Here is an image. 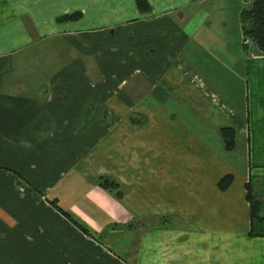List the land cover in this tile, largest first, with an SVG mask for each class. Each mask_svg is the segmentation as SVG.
Wrapping results in <instances>:
<instances>
[{"label":"crops","instance_id":"1","mask_svg":"<svg viewBox=\"0 0 264 264\" xmlns=\"http://www.w3.org/2000/svg\"><path fill=\"white\" fill-rule=\"evenodd\" d=\"M148 2L144 13L136 0H0V229L20 228L12 219L38 190L91 235L67 220L52 238L61 247L33 236L44 248L27 254L21 233L2 239L12 264H264L248 199H264V56L204 28L238 17L244 41L253 0Z\"/></svg>","mask_w":264,"mask_h":264},{"label":"rangeland","instance_id":"2","mask_svg":"<svg viewBox=\"0 0 264 264\" xmlns=\"http://www.w3.org/2000/svg\"><path fill=\"white\" fill-rule=\"evenodd\" d=\"M146 1H147L148 5L150 6L148 0H146ZM219 1H221V0H219ZM251 1L252 0H250V2ZM224 3L225 2H223L221 4H224ZM246 7H248L247 4H245L244 8H246ZM226 8H227V5H225L223 7H221L219 5V7L217 9H218L219 12H222V11L226 12V10H225ZM150 9H151V6H150ZM72 15H80V16H79L78 19L68 20L67 22H74V21L80 20L81 17H82V12H80V11L72 12V13H69L68 15H66V16H72ZM211 23H213L212 26H210L211 24L208 23V24H206L204 26V28H211V27L216 28L217 27V28L224 29V30L228 31V37L221 38V39H224V40L227 41V45H228L229 50H231L233 52H237L239 48L241 49V47L244 46V41L241 40L240 34H239L240 29H239L238 17H235V19H234V17L228 18V20L224 21V22L223 21H217L216 18H213ZM240 40H241V42H240ZM241 43H242V46H241ZM245 54H246V52H245ZM198 69L196 71H197V73L200 76L207 77V78L212 77L213 79H215V76L211 72L212 71L211 69L201 68L200 66L198 67ZM207 70H210V71H207ZM129 119L132 122H134L135 124H137V125L146 123V118L140 117V116H132V117H129ZM100 178H106V179H110L112 181L117 182L113 178H109L107 176H100L96 180V183H97V185L99 187H101L99 185ZM19 184H22V185H20V188H21L22 192L25 191L24 189H27V187H31L33 189V191L36 190V188L33 186V184L31 182H29L28 180H26L25 178H23V177H20ZM120 190L121 189L115 190V191H110V190H106V191L114 192L116 197L119 200H121V198H119ZM33 194L35 195V199H34L35 200V204L33 205V208H30V210H28L27 212L24 211L21 208L20 213H15V215L20 220H17L16 218L12 219L13 221H16V223H19V221H20V224L22 223L20 228L15 230V231L8 230V229H4V230L0 229V231L3 233V235L0 234V235H2V237L0 236L1 237L0 241L2 239H4V241L6 242V239L9 238L10 240L7 241L8 243H14L12 237L14 235L17 236V235H19L21 233L22 234L21 235V239L23 240L22 247L24 248V251H25L26 254L29 252L30 247L31 248H33L34 246L36 248L38 247V251H39V249L43 250V248H44L43 247L44 243L43 244L42 243H38L39 245L38 244L36 245L35 243H33L34 242L32 240L34 238L33 236H37L38 239H43V238H49L50 237V239H51L50 241H52L54 248H56L57 246H58L57 248L61 247V245H57V243L55 242V239H52V238H55L57 236V234H58L57 232L60 230V229H57L55 227L60 226L59 224H63V225L69 224L67 222V220L70 221L72 223V225L74 223L71 221V219L76 221L75 219H73L71 217V214H69L67 210H63L61 208V206L59 205L58 200L50 198V196H49V194H47V192H40V191L36 190V194L34 192H33ZM253 194H254V192H253ZM256 195H257V193L252 195L254 200H256L259 203H261V205L264 208V201H263L264 199L261 200V198H259L260 196L257 197ZM0 204L5 205V202L2 199H0ZM68 216H70L71 219ZM23 221L33 222V224H31V226H30V230L27 229L28 225H25L23 223ZM34 225H36V230H34ZM69 225H67V226H69ZM74 226H76V225L74 224ZM113 228L116 231H119V230L122 229L119 224L113 225ZM81 231H83V230H81ZM29 232H31V233H29ZM63 232L66 233V226L63 229L62 233ZM71 236H72V234H70V237ZM18 237H20V236H18ZM22 237H24V238H22ZM71 239L73 240V238H71ZM69 246L70 245H68L66 247V249L69 250ZM1 247H2V245H0V248ZM0 252H2L1 249H0ZM40 252L43 253V251H40ZM58 252H60V250H58ZM33 256H35V255H33ZM31 262L34 263L35 261L32 259ZM0 264H12V260L11 259H7L6 256L4 258L0 257ZM20 264H30V261L29 260H26V261L23 260V261H20Z\"/></svg>","mask_w":264,"mask_h":264},{"label":"trees","instance_id":"3","mask_svg":"<svg viewBox=\"0 0 264 264\" xmlns=\"http://www.w3.org/2000/svg\"><path fill=\"white\" fill-rule=\"evenodd\" d=\"M136 5L142 12H149L150 6L146 0H136ZM80 15L65 16L59 21H68L78 19ZM241 28L244 37V51L247 54L264 56V0H253L248 7L244 8L240 14ZM222 135L225 140L226 148L231 151L235 147V131L231 128L222 130ZM232 176L223 178L220 183V189H227L232 182ZM99 185L110 191L121 189L120 185L106 178H100ZM251 192V191H250ZM123 192L120 190L119 198L122 199ZM248 199L251 204V228L249 235L252 237H264V208L258 201L254 200L253 196L248 194ZM70 218V216H68ZM71 219V218H70ZM71 221L83 232L91 236L90 233L83 228L78 222L71 219Z\"/></svg>","mask_w":264,"mask_h":264}]
</instances>
